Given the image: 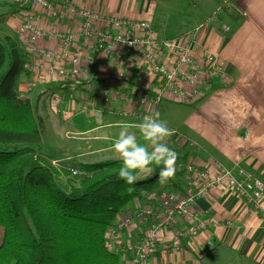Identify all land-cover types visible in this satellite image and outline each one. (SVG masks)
Returning a JSON list of instances; mask_svg holds the SVG:
<instances>
[{
    "label": "crops",
    "instance_id": "obj_1",
    "mask_svg": "<svg viewBox=\"0 0 264 264\" xmlns=\"http://www.w3.org/2000/svg\"><path fill=\"white\" fill-rule=\"evenodd\" d=\"M67 1L76 7L89 9L105 16L148 20L153 24L159 38L183 37L187 31L203 26L196 37V52L201 57L205 53L218 56L225 63L230 79L234 83L231 81L230 87L216 89L206 99L186 106L198 108L197 117L195 118V115L187 117L184 126L188 128L179 133L182 137L178 139L179 141L183 139L192 141L191 147H185L184 160L186 157L188 163L210 169L216 161L237 177L240 169H243L264 181V0H236L235 2L246 13L243 20L231 15L228 8L223 13H216L218 9L223 10L220 5L225 0H221V3L217 2L219 0H194L195 4L201 1L204 7H210L212 10L211 14L198 20L170 17L172 13H175L176 8L166 3L169 0ZM162 9L167 14L162 13ZM22 12L21 10L18 13L19 22L22 19ZM226 12H230V15ZM46 22L45 15H37L38 27L44 28ZM78 27L79 22L76 20L62 24V29L65 31ZM223 27H228L229 32L222 31ZM16 29L15 27L14 31ZM37 46L54 48L57 42L45 38L38 42ZM86 59H91L95 64L91 73L82 75L86 88L82 94H69L66 90H60L63 93V103L66 104L70 97H74L71 109L76 110V114L66 113L62 118L64 120L69 118L67 121H72L77 115L84 114V117L91 120L93 125L90 130L81 134L88 132L92 134L102 127L97 123L94 115L100 107L105 108L102 105V88L104 86L120 88L119 94L132 93L139 89V83L144 77L139 78L134 72L132 85H127L125 88L121 85L123 82L118 76L103 74V71L107 72V64L105 65V60L101 55L97 56L87 51L82 56V64ZM43 63L38 59L31 64V70H27L33 74L35 67ZM130 73L131 71L128 74ZM103 78L106 79L105 83L102 82ZM56 84L51 83L49 88L58 87L59 84ZM23 87H26V84L22 86V93H27L28 91H25L27 89ZM162 103L160 105L164 109L169 104L181 105V103L172 102ZM164 103H166L165 106ZM114 105L119 111L124 107L120 99L112 100L110 106ZM105 114L112 113L106 111ZM193 121L195 126L189 129ZM77 122L80 124L81 120ZM111 122H117V120L111 116L104 117V124ZM91 139L102 138L95 136ZM75 143L73 142L74 146ZM82 144L86 143H81L77 147L78 155H69L60 160L70 162L68 160L73 157H77L79 162L87 160L84 158L86 153L81 149ZM42 152L45 154L47 151L42 150ZM57 153L58 151L54 152V155ZM95 162H97L96 158L86 164ZM68 166L75 167L71 164ZM181 177L185 178L182 175ZM183 184H185L184 180L182 182L175 174L174 179L168 181L167 184H159L162 186L159 190L155 192L148 190L144 196L131 200L133 201L131 205L128 204L120 215L145 206L149 193L151 195L152 193L184 190ZM61 187L67 188V185L61 183ZM194 209L196 213L208 220V226L195 239L183 243L176 251H171L162 245L166 242L162 239L158 251L152 253L145 264H264V197L260 201L259 208L254 209L231 190L216 188L208 191L204 198L198 199ZM228 222L231 225H228ZM135 235L134 232L125 234L132 238ZM119 261L123 264L120 258Z\"/></svg>",
    "mask_w": 264,
    "mask_h": 264
},
{
    "label": "built area",
    "instance_id": "obj_2",
    "mask_svg": "<svg viewBox=\"0 0 264 264\" xmlns=\"http://www.w3.org/2000/svg\"><path fill=\"white\" fill-rule=\"evenodd\" d=\"M17 5L25 6L22 19L15 30L17 42L27 53L29 64L36 60L43 61L35 67L32 86L41 84L45 79L55 80L59 84V91L66 89L68 93H76L82 75L91 73L94 62L89 66L82 64V56L89 51L105 60L107 71H114L112 66L123 65L127 69L140 64L137 59L126 60V54L134 52L144 58L145 70L155 74V88H151L146 79L139 83V90L132 93L119 94V88L104 86L101 91L102 105L108 107L112 100L124 103L120 115H127L130 111L139 113L142 119L151 115L162 102H176L192 104L202 100L214 86H221L227 81L224 68L219 63L220 58L211 53L200 56L196 52V37L203 28L199 26L183 37L159 38L153 24L148 20L119 18L105 16L89 9L79 8L64 0H14ZM233 12L239 13L235 5L229 6ZM45 15L46 26L38 27L37 15ZM79 22V27L71 31L62 29L64 22ZM228 32V27H223ZM45 38L57 42L54 48L38 47L37 43ZM163 52L173 55L172 68L158 63ZM84 65V66H81ZM81 66V67H80ZM44 71V72H41ZM136 75H141L138 71ZM32 86H28L31 89ZM127 88V85L125 86ZM63 97V96H62ZM53 93L49 102L53 112L60 116L68 113L64 109L63 98ZM143 98V100H139ZM212 169L202 168L200 171L186 165L189 178L194 181L188 185L183 196L176 191L152 193L147 197L143 210H132L128 214L118 215L113 226L106 232V247L118 255L123 264H142L155 251L157 234L170 227L173 210L179 215L176 223L187 222V226L177 228L172 238L187 236L195 238L204 230L209 222L203 215L192 211L190 206L198 199L204 198L208 191L216 188L229 189L249 204L258 209L264 197V181L251 173L240 169L239 176L214 163ZM205 170V171H204ZM70 175L80 178L86 175L78 167L69 166ZM161 211V212H160ZM163 211V212H162ZM170 215L167 218L165 212ZM172 221V222H171ZM171 222V223H170ZM194 222V226H191ZM175 223V224H176ZM188 223H191L188 226ZM139 227H133V225ZM231 225V223H227ZM137 230L135 238L119 239L122 232ZM142 234L145 235L142 237ZM160 235V234H159ZM177 243L174 245L176 246Z\"/></svg>",
    "mask_w": 264,
    "mask_h": 264
},
{
    "label": "trees",
    "instance_id": "obj_3",
    "mask_svg": "<svg viewBox=\"0 0 264 264\" xmlns=\"http://www.w3.org/2000/svg\"><path fill=\"white\" fill-rule=\"evenodd\" d=\"M28 62L16 40L0 39V264H120L106 232L153 179L138 175L129 192L118 176L121 161L107 160L82 167L87 174L63 190L42 153V120L18 93ZM155 112L161 117L164 107ZM72 122L80 132L93 125L83 114Z\"/></svg>",
    "mask_w": 264,
    "mask_h": 264
},
{
    "label": "rangeland",
    "instance_id": "obj_4",
    "mask_svg": "<svg viewBox=\"0 0 264 264\" xmlns=\"http://www.w3.org/2000/svg\"><path fill=\"white\" fill-rule=\"evenodd\" d=\"M226 1H223L221 3V0L217 1L218 3H221L220 7L225 8L227 7L232 14H234L235 12H233L232 8H229L228 5H226ZM236 0H229V6L230 5H235V9L237 8L239 10V13L235 15L238 16V19H244L246 17V13L241 9V7L235 2ZM216 2V3H217ZM235 2V3H234ZM166 3H170L171 6L176 8L175 13L171 14L170 17H176L177 19L183 18V19H192L194 18V20H198V19H203L205 18L207 15L211 14L212 10L210 9V7H204L203 3L200 1V3H194V0H169ZM218 3L216 5V7L218 6ZM18 4V3H17ZM17 4L15 3L14 0H0V39L3 40L6 37H9L13 40H18L15 37V27L18 28L20 22L18 20L19 18V9H21L19 6H17ZM23 8H25V6H21ZM170 7V6H169ZM164 14H167V12H165L164 9H162ZM21 11V10H20ZM224 10H220L218 9L216 13H223ZM169 16V15H168ZM14 31V33H13ZM223 31V30H222ZM19 47H21L23 50L24 48L22 46L19 45ZM25 51V50H24ZM126 60L125 61H129V59L131 58H135L138 60V62L140 63L136 69V65H133V68L127 69L124 67L123 65H119V66H112L114 71H107L104 72L103 74L106 76L107 73L108 75L111 76H118L121 80H122V84L121 85H128L131 86L133 83V74L134 72L136 73L137 71L141 74V75H137L139 78H143L142 80L147 81V84L151 87V88H155V85H159L160 82L156 83L155 80V74L150 72V71H146L145 70V65H143V61L144 58H141L140 56H138L137 54H135L134 52L126 54ZM174 56L171 54H168L167 52H163L162 54H160L159 56V62L160 64L164 65L165 67L168 68H172V62L174 61ZM222 65V67L224 68V76H226L227 81L222 84L221 86H214L212 89H210V91H208L207 95L205 97L202 98V100L206 99L207 97H209L211 94L214 93V91L217 89H226L228 87H230V85L232 84V80L230 79V76L228 74L227 71V67L225 66V63L220 59L219 60ZM92 64V60L91 59H86L84 61V65L89 66ZM81 65V66H84ZM106 65V63H105ZM32 65L28 63H26V70H31L30 67ZM80 66V67H81ZM85 67V66H84ZM129 71H131L130 74ZM29 75H21L19 80H18V93L19 96L22 99H27L31 102L32 107L34 108V113L36 118H39L42 120V124H43V133H42V140H41V148L42 150L47 151L45 154H43L44 158L48 161L49 166L56 172L57 178L61 181V183L67 185V183H70L72 181V178L74 176L70 175L69 172L67 171V167H69L68 165H75V167H78L82 170L83 173H86L85 170L82 168L85 165H90V164H86L89 163L90 160H93L96 158L95 163L101 162V161H107L108 159H114V160H120L118 155L115 154L112 150V143L114 142V140L118 137L119 131L121 129L122 124L124 123H135V122H139L140 120H142L139 117V113H136L134 111H130L129 114L127 115H120L119 109L114 105V106H108L105 108L100 107L99 109L102 110V112H104V117H114V119L117 120V122H111L109 124H99L102 127H100L98 125V127H100L99 129H97L96 132L89 134H81V133H85V132H80V130L76 129L74 127V125L72 124V121H67L69 118H66L65 120L62 118V116H60L59 114H56L55 112L52 111L51 106H50V102H49V98L50 95L53 93H56L57 95L61 96L63 95V93L61 91H59V86L56 88H49L51 87V83H57L53 80L50 79H45L43 81V83L40 84H36V86H32L33 83V78H34V74H31V72H29ZM90 73V72H89ZM97 73V71L95 72ZM85 79H81L79 80V84H81L82 86L78 85L77 88V94H82V91L85 90V84H84ZM232 81V82H231ZM103 83L106 82V79L103 78L102 80ZM47 83V84H46ZM234 83V82H233ZM26 84V88L28 91L27 93H22L23 89L22 86ZM32 86L31 89H28V86ZM40 85V86H39ZM58 85V84H56ZM120 89V88H119ZM138 89V88H137ZM139 90V89H138ZM73 93V94H76ZM71 94V93H69ZM71 98V99H70ZM69 101L67 102L66 100V104H65V111H67L69 114L72 112V114H76V110H72L71 109V103L74 99V97H70ZM140 101L143 100V98L139 99ZM85 101V100H83ZM172 103H176V102H172ZM194 103V102H193ZM198 103V101L196 102ZM163 103H161L162 105ZM166 103H164L165 106ZM179 104V103H176ZM186 106H190L189 104H184L181 103V105H174V104H169L167 106L166 109H164V112L161 115V119L162 120H166L168 123V126L172 129H175V135H173L169 140H168V145L171 149H173L178 156L180 155V157H178L177 159V171H176V175L178 176L179 180H181L183 182H190V185H192V183H194V181H192L191 178H189L190 174H187V169H186V165L188 164V161L185 159L184 160V150L186 149L185 147H191L192 141L189 140H185L183 139L182 141H179L180 134L182 130H186L188 128V126H184V121L187 117L195 115L194 117H197V108L196 107H186ZM81 111V110H80ZM106 111H110L112 114L106 115L105 112ZM116 111V112H114ZM108 114V113H107ZM84 115V114H83ZM70 116V115H69ZM194 118V119H195ZM67 121V122H66ZM104 122V120H103ZM105 125V126H104ZM115 126V127H112ZM192 126L194 128L195 126V122L193 121L191 123V126L189 129H192ZM75 132H80V133H75ZM75 133V134H74ZM98 136L99 138L102 139H91V137H95ZM138 139H140L139 134L137 133ZM81 137H83V139H80ZM73 142H76L75 146L73 145ZM81 143H86V144H82L83 146L81 147V149L83 150L85 154L84 158L87 160H83L84 162H79L80 160L77 157H73L72 159H69L68 161L70 162H65V160H60L65 158L66 156L69 155H78V153H76V151H79L77 147H79L81 145ZM141 143H143V141L141 140ZM45 145V146H44ZM69 147V150H67V148ZM57 154L54 155V152H57ZM43 153V152H42ZM84 155V154H83ZM92 158V159H90ZM82 159V158H80ZM78 162V163H77ZM67 163V164H66ZM214 163L216 164V161H214ZM191 166H193L194 168H197L196 165L191 163ZM222 166V165H221ZM157 167V166H154ZM223 167V166H222ZM159 168V167H158ZM199 168V169H198ZM197 169L200 171L202 169V167H198ZM215 168L216 167H211ZM224 169H227L225 167H223ZM207 169L209 168H205L206 171H208ZM204 170V171H205ZM54 172V173H55ZM248 172V171H247ZM250 173V172H249ZM87 174V173H86ZM146 177L150 176L149 179L152 180L154 179V181L152 180V183H150V186L146 185L147 187H150L151 191L155 192L157 190H159V187H162L161 185H159V176L156 175H146L143 174ZM184 176L185 178L183 179ZM156 178V179H155ZM147 183V184H149ZM145 184V183H144ZM61 187V185H59ZM145 185H143V187H146ZM188 185L183 184L184 189L187 187ZM62 189H64L65 191L67 190L64 187H61ZM185 190H177L176 192H178L180 195L183 196V194ZM146 191H142L141 194L142 196H144V193ZM171 192V191H169ZM150 195V193L148 194ZM263 199V198H262ZM133 201H130L129 205H131ZM196 203H193L190 206L189 209V213H192V211H195L194 206ZM141 211L143 210V207L140 208H136L134 209V211ZM161 212V211H160ZM163 212V211H162ZM178 213L176 211L173 210V213L171 214V216L167 213V211L165 212V216L167 218H169L168 216L171 217L172 221H175L172 226L170 227V224L167 225V228L164 230L159 231V233L156 235L157 236V240L158 242L155 244V251H158V248L161 244V240L164 239L166 240V242H163L162 245H165V247H167V249L171 250V251H176L178 250L181 245L183 243H186L190 240H193L195 238H186L187 236H183L180 238H176L173 239L172 238V233L174 231H177V228H183L185 226H187V222L184 221L182 224L180 223H176V221L178 220ZM171 221V222H172ZM170 222V223H171ZM176 223V224H175ZM191 223H188V226H190ZM194 222H192L191 226H194ZM190 226V227H191ZM133 227H139V225H133L131 226L129 229L133 228ZM203 231V230H201ZM200 231V232H201ZM130 232H134L137 236L138 231L137 230H130L128 232H122L120 234L119 239H128V238H132V237H128L125 236V234L130 233ZM199 232V233H200ZM160 234V235H159ZM145 235L142 234V237H144ZM134 237V238H135ZM177 243L176 246H174ZM151 256V255H150ZM149 256V257H150ZM148 257V258H149ZM147 258V259H148ZM146 259V260H147ZM143 262L142 264L146 263Z\"/></svg>",
    "mask_w": 264,
    "mask_h": 264
},
{
    "label": "clouds",
    "instance_id": "obj_5",
    "mask_svg": "<svg viewBox=\"0 0 264 264\" xmlns=\"http://www.w3.org/2000/svg\"><path fill=\"white\" fill-rule=\"evenodd\" d=\"M94 115L97 123L102 124V110L98 109ZM173 135L175 129L160 118L159 112L145 115L139 122L122 124L118 137L112 143V150L121 161L118 176L129 186V192L135 190L138 175H151L155 170L153 166L160 169V184L174 179L178 154L168 145Z\"/></svg>",
    "mask_w": 264,
    "mask_h": 264
},
{
    "label": "bare ground",
    "instance_id": "obj_6",
    "mask_svg": "<svg viewBox=\"0 0 264 264\" xmlns=\"http://www.w3.org/2000/svg\"><path fill=\"white\" fill-rule=\"evenodd\" d=\"M207 217V216H206Z\"/></svg>",
    "mask_w": 264,
    "mask_h": 264
}]
</instances>
